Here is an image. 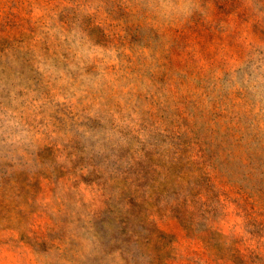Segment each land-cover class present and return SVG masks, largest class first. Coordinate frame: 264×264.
Masks as SVG:
<instances>
[{"label":"rangeland","instance_id":"obj_1","mask_svg":"<svg viewBox=\"0 0 264 264\" xmlns=\"http://www.w3.org/2000/svg\"><path fill=\"white\" fill-rule=\"evenodd\" d=\"M0 264H264V0H0Z\"/></svg>","mask_w":264,"mask_h":264}]
</instances>
